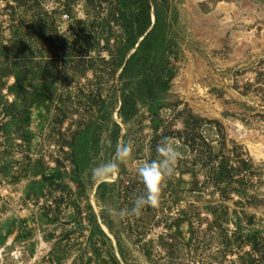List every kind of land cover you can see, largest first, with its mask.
Segmentation results:
<instances>
[{
    "label": "rangeland",
    "instance_id": "374dc122",
    "mask_svg": "<svg viewBox=\"0 0 264 264\" xmlns=\"http://www.w3.org/2000/svg\"><path fill=\"white\" fill-rule=\"evenodd\" d=\"M0 264H264V0H0Z\"/></svg>",
    "mask_w": 264,
    "mask_h": 264
},
{
    "label": "clouds",
    "instance_id": "9594fccd",
    "mask_svg": "<svg viewBox=\"0 0 264 264\" xmlns=\"http://www.w3.org/2000/svg\"><path fill=\"white\" fill-rule=\"evenodd\" d=\"M108 147H112L111 143ZM133 151L134 144L131 139L117 141L113 158L91 169L93 182L104 181L116 176L120 165L132 157ZM156 153L155 159L139 162L136 171L144 185L145 193L133 199L131 208L120 209L118 215L121 219L141 215L146 206L155 207L159 202L164 182L174 174L177 161L181 157L178 141L170 136L163 137L156 145ZM109 211L114 212L111 209Z\"/></svg>",
    "mask_w": 264,
    "mask_h": 264
}]
</instances>
